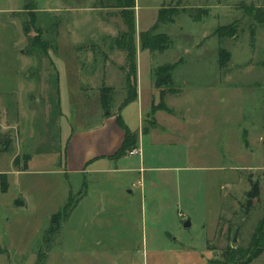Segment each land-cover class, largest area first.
Segmentation results:
<instances>
[{
  "label": "rangeland",
  "instance_id": "rangeland-1",
  "mask_svg": "<svg viewBox=\"0 0 264 264\" xmlns=\"http://www.w3.org/2000/svg\"><path fill=\"white\" fill-rule=\"evenodd\" d=\"M136 2L142 30L162 7L178 11L158 30L171 37L170 47L151 59L143 53L141 71L145 79L147 62L153 67L180 63L173 72L178 95L165 98L179 120L158 111V120L171 131L147 136L144 144L147 160L161 169L147 171L141 185L132 186L136 173L131 179L125 173L64 172L71 127L92 122L80 123V105L70 97L65 77L61 103L71 123L62 118V136L52 128L43 152L31 161L20 154V171L14 165L17 143L26 138L21 129L29 132L24 125L43 130V113L56 112L48 108L57 93L54 81L47 84L55 76L50 56L73 65L75 47L94 41L93 36L108 51L128 29L118 1L0 0V140L10 136L13 144L0 152V264H233L223 251L246 249L259 231L264 220V24L249 13L264 8V0ZM230 24L236 34L220 38L217 28ZM220 49L231 55L225 67ZM122 94L121 88L112 92L111 108ZM91 98L92 104L100 103V94ZM156 98L160 102V91ZM128 111L137 126L138 110ZM172 140L187 143L168 144ZM140 157L143 153L120 165L138 166ZM1 173L8 174L5 191ZM187 220L191 225L185 227ZM250 264H264V252Z\"/></svg>",
  "mask_w": 264,
  "mask_h": 264
},
{
  "label": "crops",
  "instance_id": "crops-1",
  "mask_svg": "<svg viewBox=\"0 0 264 264\" xmlns=\"http://www.w3.org/2000/svg\"><path fill=\"white\" fill-rule=\"evenodd\" d=\"M166 7V6H164ZM162 7V8H164ZM101 11V7H94ZM137 11V2H136V9ZM161 10V9H160ZM159 10V12H160ZM137 14V13H136ZM158 16L155 18L152 25L145 30L137 28V21H136V40H137V47H138V98L123 108L121 105L124 99L127 96V75H126V53L123 50L117 49V53L119 56V61L115 60L116 51H115V44L114 41L111 43V50H105L106 46L100 45L96 39H100L97 36H93L94 41H90L89 43H81L75 47V50L78 53L75 54L72 64L70 63V59L58 57L56 56L54 59L50 56V65H52V69L54 71V77L51 80H47V84H52L54 90H57L56 98H55V105L51 104V96L49 95V103L48 108L56 109L55 113H51V111L47 110V113H43L42 120H43V130L37 128H30L28 129L29 125L27 122L26 129L29 131L28 133L24 129L21 135H25L24 141L22 140L21 143H17V151L15 152V158L22 155V159L25 161H31L34 159L35 154H39L43 152L45 149V145L47 143V133L51 135V130H56L54 132L55 136L61 135L62 129V118H66L71 123V119L68 116L64 115L62 110V91H61V80L64 78L66 80V85L70 93V97H77L78 104L80 105V123L91 120L90 124H81L78 127H71V132L69 135V140L66 146V157H65V168L64 172L69 174H94V175H101V174H128L131 176V179H134L133 173L138 175L136 182H132V186L136 184L141 185V182L144 178L146 172L158 171L161 169L158 165L151 162V159L146 158L145 153V140L146 137H154L158 136L157 134H165L169 133L171 130L167 128L162 122H160L157 118L158 111L163 109H158L156 112H153V108L155 105L159 103L156 98V95L160 91L159 88L156 87L155 84V75L154 70L157 67L152 66V62H147L146 65V78L144 79L142 71H141V64L143 65V53L148 57L152 58L153 54L156 52H151L148 49H143L141 47L140 41V33L144 31H148L155 26L158 21ZM137 19V16H136ZM163 24L160 25V27ZM159 30V29H158ZM163 33V32H160ZM52 44V43H50ZM57 47V54H59V45L53 44ZM96 51V53L94 52ZM84 52L83 54H81ZM51 54V53H50ZM81 54V55H80ZM150 63V65H149ZM117 69L119 72V82L115 81V75L111 73V69ZM162 66V65H161ZM159 67V66H158ZM141 71V73H140ZM116 73V72H115ZM66 74V76H65ZM141 74V75H140ZM57 81V82H56ZM104 86L112 87L115 90L121 88L122 96L124 98L122 101H115V108L113 107L108 110L104 108L102 103V88ZM146 86V90L149 91V95L147 99H145L144 95V87ZM148 88V89H147ZM49 90V89H48ZM60 91V92H59ZM143 91V92H142ZM50 92V91H48ZM100 94V103L92 104L91 96L93 94ZM168 95H178L177 93H167L165 98ZM164 98V101H165ZM96 99V97H95ZM71 101V99H70ZM113 101V99H112ZM166 103V102H165ZM168 106V104L166 103ZM46 106V105H45ZM133 107L134 110H138V124L135 126L133 118H131L130 111L128 108ZM169 107V106H168ZM171 111H165L166 113L172 115L173 117L177 118V114L175 110L169 107ZM119 115L122 117L124 123L129 128V130L133 133H136L138 136V149H140L141 153H143V157H140L138 160V166L132 167H121V162L123 159L127 157H136L139 154L131 155L128 153L127 155L121 158H114L113 156L118 152V150L124 144L126 138V130L120 125L118 121ZM36 115L33 117L35 119ZM156 118L157 125L149 124L148 120L151 121V118ZM65 119V120H66ZM179 120V118H177ZM66 120V122H67ZM155 119L152 120V122ZM186 119H184L185 121ZM145 121V122H144ZM151 123V122H150ZM21 125V126H23ZM34 125V126H35ZM40 130V131H38ZM189 135L187 132L184 135ZM189 141V140H188ZM193 142V141H192ZM179 143H187L184 141L172 140L169 141L168 144H179ZM13 145V144H12ZM143 151V152H142ZM170 151V150H169ZM177 152V153H174ZM140 153V154H141ZM57 154V153H55ZM173 154L179 155L178 151H173ZM61 157V156H60ZM25 167V166H24ZM167 168V167H166ZM20 171L23 168H16ZM146 179V175H145ZM152 182V185H155L154 181L151 179L149 180ZM129 192L132 193L133 190L129 189Z\"/></svg>",
  "mask_w": 264,
  "mask_h": 264
},
{
  "label": "trees",
  "instance_id": "trees-1",
  "mask_svg": "<svg viewBox=\"0 0 264 264\" xmlns=\"http://www.w3.org/2000/svg\"><path fill=\"white\" fill-rule=\"evenodd\" d=\"M118 6L122 8V16L127 25V31L122 32L114 41L115 46L123 50L126 53V75H127V96L124 99L121 108L129 104L130 102L138 98V47L136 40V15L135 7L136 0H117ZM178 11L176 8H162L159 12L158 21L153 28L148 31L140 33L141 47L143 49H148L151 52L161 51L168 49L171 45V37L166 33H159L158 29L161 24L172 23L175 20V15ZM254 16L255 19L260 23L264 24V8L257 9L253 8L249 13ZM237 28L235 25H225L220 26L216 30V34L220 38H224L227 35H235ZM48 42V41H47ZM230 53L225 49H220L219 52V62L221 67H225L230 59ZM180 63L166 64L157 67L154 70L155 84L156 87L160 89V102L154 106L153 112L158 109H163L165 111H171V109L166 105L164 98L167 93H175L176 89L173 87V72ZM167 85H171L170 89L166 88ZM114 88L104 86L102 88V103L104 108L110 110V105L112 102V92ZM118 121L120 125L126 130V138L122 147L113 156L114 158H121L127 155L131 150L138 147V136L133 133L124 123L122 117L119 115ZM154 125L157 123L154 121ZM12 144V138L6 137L3 141L0 140V152L7 151ZM4 146V147H1ZM20 157L17 156L14 159V165L19 166ZM26 166V165H25ZM2 180V190H7L8 174L1 173ZM60 212L56 213L51 220V227L48 230L49 234H52L55 226L58 224L60 218ZM47 233V234H48ZM264 252V220L261 221L259 226V231L253 235L252 243L246 249L241 248L237 251L235 248H226L223 251L224 258L232 260L233 264H250L256 258H258ZM225 264V263H223Z\"/></svg>",
  "mask_w": 264,
  "mask_h": 264
},
{
  "label": "water",
  "instance_id": "water-1",
  "mask_svg": "<svg viewBox=\"0 0 264 264\" xmlns=\"http://www.w3.org/2000/svg\"><path fill=\"white\" fill-rule=\"evenodd\" d=\"M184 225H185V227L190 226V225H191L190 220L185 221ZM239 230H240V227H238V228L236 229V233H235V236H234V241H237V236H238V232H239Z\"/></svg>",
  "mask_w": 264,
  "mask_h": 264
},
{
  "label": "built area",
  "instance_id": "built-area-1",
  "mask_svg": "<svg viewBox=\"0 0 264 264\" xmlns=\"http://www.w3.org/2000/svg\"><path fill=\"white\" fill-rule=\"evenodd\" d=\"M129 153H130L131 155H134V154H140L141 151H140V149L135 148V149L131 150Z\"/></svg>",
  "mask_w": 264,
  "mask_h": 264
}]
</instances>
